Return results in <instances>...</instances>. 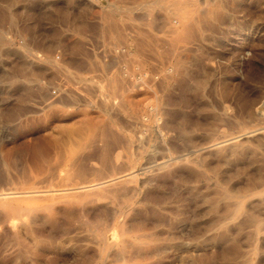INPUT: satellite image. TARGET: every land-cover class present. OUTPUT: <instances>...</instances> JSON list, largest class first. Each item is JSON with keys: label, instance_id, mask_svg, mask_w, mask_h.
I'll list each match as a JSON object with an SVG mask.
<instances>
[{"label": "rangeland", "instance_id": "obj_1", "mask_svg": "<svg viewBox=\"0 0 264 264\" xmlns=\"http://www.w3.org/2000/svg\"><path fill=\"white\" fill-rule=\"evenodd\" d=\"M40 190L0 264H264V0H0V193Z\"/></svg>", "mask_w": 264, "mask_h": 264}, {"label": "bare ground", "instance_id": "obj_2", "mask_svg": "<svg viewBox=\"0 0 264 264\" xmlns=\"http://www.w3.org/2000/svg\"><path fill=\"white\" fill-rule=\"evenodd\" d=\"M151 3V2H150ZM144 7H146V6H144ZM153 7V6H152ZM152 7H151V9H152ZM147 8V7H146ZM150 9V8H149ZM150 9V10H151ZM175 39V38H174ZM97 134V133H96ZM234 139V138H233ZM235 139H237L236 137H235ZM225 141H227V140H222V141H220V142H218V143H216V144H214V145H218V144H221V143H224ZM219 146H221V145H219ZM213 149H214V147H213ZM167 161L168 160H162L161 162H159L158 164H157V166H163V165H166V163H167ZM170 162V161H169ZM151 167V166H150ZM149 167V168H150ZM148 168V169H149ZM160 169H162V168H160ZM152 170V169H151ZM134 171V170H133ZM133 171H129V169L127 170V171H125L124 173H122L120 176H117V177H114V178H109V179H106V180H101L100 182L98 181L97 183H93V184H79L80 186H78L76 189L77 190H79V191H87V192H91V191H96L98 188H103L104 190L106 189V190H109V189H113V188H115L116 186H117V184H121V181H123V180H125V178H127L128 176L130 177V175H132L133 174ZM147 173H149V172H147ZM106 178V177H105ZM89 183V182H88ZM65 184V183H64ZM68 186V185H67ZM121 186V185H120ZM116 189V188H115ZM62 190H65V189H62ZM73 190H75V189H73ZM72 190V191H73ZM114 190V189H113ZM118 190V189H117ZM53 190H40V191H25V192H17V191H10V192H1L0 193V195L1 196H10V197H12V196H15V195H17V194H36L37 196H44V195H46V194H48L49 192H52ZM67 191V190H66ZM69 191V190H68ZM63 192V191H62ZM21 195V196H22ZM35 195V196H36ZM34 196V197H35ZM24 197V196H23ZM32 197V196H31Z\"/></svg>", "mask_w": 264, "mask_h": 264}, {"label": "built area", "instance_id": "obj_3", "mask_svg": "<svg viewBox=\"0 0 264 264\" xmlns=\"http://www.w3.org/2000/svg\"><path fill=\"white\" fill-rule=\"evenodd\" d=\"M59 90L57 88L52 89V94H58Z\"/></svg>", "mask_w": 264, "mask_h": 264}]
</instances>
